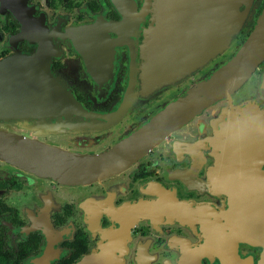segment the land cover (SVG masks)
Wrapping results in <instances>:
<instances>
[{"label": "flooded vegetation", "instance_id": "obj_1", "mask_svg": "<svg viewBox=\"0 0 264 264\" xmlns=\"http://www.w3.org/2000/svg\"><path fill=\"white\" fill-rule=\"evenodd\" d=\"M141 4L0 0V60L30 56L26 79L48 76L18 87L20 114L0 108V130L70 153L112 152L117 165L63 183L0 159V264H264V56L211 102H183L235 56L264 0L207 63L125 103L151 26ZM164 113L173 122L137 134Z\"/></svg>", "mask_w": 264, "mask_h": 264}, {"label": "water", "instance_id": "obj_2", "mask_svg": "<svg viewBox=\"0 0 264 264\" xmlns=\"http://www.w3.org/2000/svg\"><path fill=\"white\" fill-rule=\"evenodd\" d=\"M151 5L150 28L140 44L137 88H135V63L132 55L130 81L125 93V103L135 96L156 92L166 86L175 76L197 65L201 67L214 53L230 43L240 26L251 18L253 0H142L141 8ZM126 5V4H125ZM124 5V6H125ZM127 9V7L125 6ZM227 28V30H226ZM264 56V7L255 20L247 40L217 74L192 90L189 98L195 102H211L215 88L229 90L239 84ZM30 56L13 54L0 60V108L17 117L21 111L18 87L27 86L28 78L44 83L48 76L27 77L21 71L32 69ZM29 63V64H28ZM27 64L29 66H27ZM26 67H23V66ZM41 66V70H44ZM25 80V81H23ZM51 85H58L50 80ZM36 96L48 95L41 91ZM57 99L78 109L83 117L97 118L75 106L73 96L61 91ZM194 96V98H191ZM37 100V97H35ZM178 105L175 106L177 109ZM165 113L137 132L139 136H155L156 128L173 122ZM93 125V123H91ZM27 127V126H26ZM151 129H147L150 128ZM34 130L47 128L29 125ZM146 143V142H145ZM114 153L95 155L76 154L48 146L18 134L0 130V159L52 180L63 183H87L100 179L116 166Z\"/></svg>", "mask_w": 264, "mask_h": 264}]
</instances>
